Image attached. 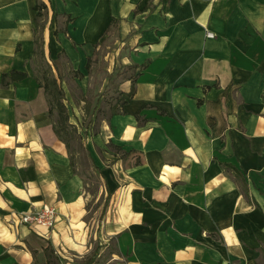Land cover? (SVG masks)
I'll use <instances>...</instances> for the list:
<instances>
[{
    "label": "crops",
    "instance_id": "1",
    "mask_svg": "<svg viewBox=\"0 0 264 264\" xmlns=\"http://www.w3.org/2000/svg\"><path fill=\"white\" fill-rule=\"evenodd\" d=\"M38 1L0 0V264H34L33 249L49 243L69 261L102 245L94 264H264V0H40L70 123L75 103L89 119L85 65L113 17L107 70L147 63L119 84L125 103L98 132L86 126L97 208L34 77ZM70 66L85 75L70 78ZM13 69L28 76L3 85ZM44 204L58 210L53 227L19 222Z\"/></svg>",
    "mask_w": 264,
    "mask_h": 264
},
{
    "label": "trees",
    "instance_id": "2",
    "mask_svg": "<svg viewBox=\"0 0 264 264\" xmlns=\"http://www.w3.org/2000/svg\"><path fill=\"white\" fill-rule=\"evenodd\" d=\"M36 16H35V28H34V57H35V67H34V77L37 82L44 88L46 100L48 103V115L51 120L53 129L58 137L63 140L68 148L70 154L71 164L76 170L75 159L73 156V149L71 141L77 135L75 126L70 123L71 107L68 105L65 100V89L62 86L63 76L58 75L54 72L52 64L48 61L45 50H44V40H43V29L47 17V8L46 4L42 1H38L36 5ZM72 19L68 16L64 23L67 24ZM119 20L116 17H113L105 33L112 35L118 33ZM65 31L67 32L66 26L57 27L56 32ZM107 36L103 40L102 50L95 48L92 55L87 57V62L85 68L89 75H95L97 78V73L99 71L103 72L102 78L97 83L93 85V89L90 90V97L82 95V99L85 100L83 106L87 117L89 119L86 121V126L94 123L95 132H98V122H102L103 119H109L112 115V106L118 102L119 105H123L125 101L120 99L121 90L119 89V84L125 80L130 79L132 83H136L137 78L142 73L143 69L147 66V63H119L115 66L112 71L107 70V61L102 59L104 58L105 53L108 51L106 46L112 45L114 40H110ZM64 55V52L60 53ZM102 61H100L101 59ZM100 62L101 64H97ZM103 70V71H102ZM67 74V73H66ZM85 74L79 70L75 69L72 66L68 69V76L70 78L79 77L82 78ZM28 76V72L13 69L10 72H4L2 74V84L7 85L9 82L23 79ZM106 80L104 88L100 91L97 87L98 84H102ZM97 83V84H96ZM97 85V86H96ZM96 87V88H94ZM98 89V90H97ZM96 98L93 102V98ZM81 98V97H80ZM102 98V99H101ZM79 102V98L75 99ZM76 134V135H75ZM109 147L115 148L120 151L121 155L124 157L127 155L125 150H122L121 147L109 141ZM236 180V178H235ZM237 181V180H236ZM107 202V200H106ZM102 248V245H97L94 250L81 260H67L63 258L54 248V246L49 243L46 247L43 248L41 252L33 249L34 254V264H94L101 256L99 252ZM41 255L42 259H38V256Z\"/></svg>",
    "mask_w": 264,
    "mask_h": 264
},
{
    "label": "rangeland",
    "instance_id": "3",
    "mask_svg": "<svg viewBox=\"0 0 264 264\" xmlns=\"http://www.w3.org/2000/svg\"><path fill=\"white\" fill-rule=\"evenodd\" d=\"M102 59L106 61V59L103 58V56H102ZM102 59L100 61H102ZM97 64L100 65L101 63L98 62ZM102 76H103V72L98 73L97 78H93L92 76H89V82L92 83L93 79L99 81L102 78ZM83 81L85 82V85L88 84V82H86V78ZM74 108L76 110L77 117H74V116L71 117V121L73 122V125L75 126L77 130L76 132L77 135L75 134L76 136L73 138V141H71V144H72L73 156H74L75 164H76V170H77V173L80 174L83 177V179L86 181V183L88 184V185H85L86 189L92 195H94V198H93L94 201L91 202L92 207L97 208L98 205L101 206V203H102L101 199L95 200L96 195L100 194V185L102 182L101 175H100L101 167L98 165V162H97V159H98V156L96 155L97 153L94 152L93 154L91 152V146H90L91 139H89V136L92 133L90 130L86 129L85 124L87 120L86 118L82 116L81 109L79 108L78 104L75 103ZM99 154H102V153L99 151ZM99 212L100 210L98 211V213ZM42 258L43 257H41V255L38 256V259H42ZM109 264H116V263L111 262Z\"/></svg>",
    "mask_w": 264,
    "mask_h": 264
},
{
    "label": "built area",
    "instance_id": "4",
    "mask_svg": "<svg viewBox=\"0 0 264 264\" xmlns=\"http://www.w3.org/2000/svg\"><path fill=\"white\" fill-rule=\"evenodd\" d=\"M206 35L208 37H214L215 33L211 30H207ZM57 218V208L53 205L44 204L38 209H32L21 213L19 217V222L21 224H27L33 227L51 228L55 225Z\"/></svg>",
    "mask_w": 264,
    "mask_h": 264
}]
</instances>
